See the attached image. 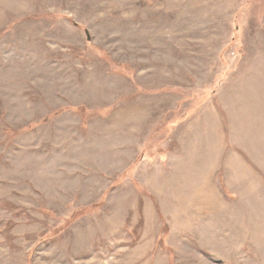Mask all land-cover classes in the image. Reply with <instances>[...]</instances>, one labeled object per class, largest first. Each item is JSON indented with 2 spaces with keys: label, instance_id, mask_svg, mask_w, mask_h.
<instances>
[{
  "label": "rangeland",
  "instance_id": "rangeland-1",
  "mask_svg": "<svg viewBox=\"0 0 264 264\" xmlns=\"http://www.w3.org/2000/svg\"><path fill=\"white\" fill-rule=\"evenodd\" d=\"M264 0H0V264H264Z\"/></svg>",
  "mask_w": 264,
  "mask_h": 264
},
{
  "label": "crops",
  "instance_id": "crops-1",
  "mask_svg": "<svg viewBox=\"0 0 264 264\" xmlns=\"http://www.w3.org/2000/svg\"><path fill=\"white\" fill-rule=\"evenodd\" d=\"M263 122V121H262ZM263 129H264V122H263ZM258 139H260V145H261V148L263 149L264 151V134L262 135V137H257ZM264 163V161H262Z\"/></svg>",
  "mask_w": 264,
  "mask_h": 264
}]
</instances>
